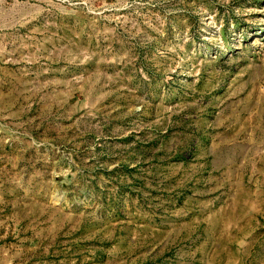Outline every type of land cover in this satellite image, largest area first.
<instances>
[{"label": "rangeland", "instance_id": "rangeland-1", "mask_svg": "<svg viewBox=\"0 0 264 264\" xmlns=\"http://www.w3.org/2000/svg\"><path fill=\"white\" fill-rule=\"evenodd\" d=\"M0 264H264V0H0Z\"/></svg>", "mask_w": 264, "mask_h": 264}]
</instances>
